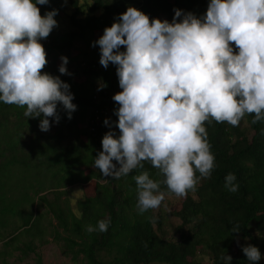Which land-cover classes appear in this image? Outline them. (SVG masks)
<instances>
[{
	"label": "trees",
	"instance_id": "trees-1",
	"mask_svg": "<svg viewBox=\"0 0 264 264\" xmlns=\"http://www.w3.org/2000/svg\"><path fill=\"white\" fill-rule=\"evenodd\" d=\"M207 5L208 0H69L68 5L64 0H49L37 5L41 15L52 9L58 10L56 20L67 15L63 32L54 27L41 40L47 59L41 71L67 82L77 107L69 119L58 104L59 122L49 117L50 128L42 131L39 122L43 114L26 118L24 108L0 103V239L7 235L8 246L12 243L15 252L23 256L34 253L41 264L38 248L49 242L44 238L48 230L53 240L64 242L72 259L82 256L84 264H199L200 254H208L212 264H224V254L232 257L231 264H249L242 251L248 244L258 247L263 257L264 121L252 123L253 114H246L236 127L205 122L215 167L209 178H200L195 190L182 197L173 212L179 223L172 236L165 231L164 214L154 209L139 214L136 208L133 177L147 171L150 178L162 181L158 169L144 162L143 169L114 179L103 178L93 167L109 126L103 120L90 131L89 121L100 109L108 111L111 122L118 120L114 113L118 105L112 97L120 88L116 66L110 62L104 68L99 63L100 49L93 42L129 6L143 11L150 20L171 22L174 9L200 16ZM78 43L84 47L78 48ZM78 49L79 53L73 54L72 50ZM62 56L68 58L66 68L71 75L58 71ZM20 171L27 181L16 189L34 190V199L28 193L9 190L11 177L18 181ZM228 173L236 176L235 193L224 187ZM84 184L91 186L88 195ZM75 185H80L82 194L71 202L68 194ZM160 190L172 194L163 183ZM7 215L12 222L23 221L11 225L7 220L6 232ZM106 217L111 218L106 232L86 231L88 225L96 226ZM235 225L240 227L238 233L231 232ZM24 235L29 242L21 241ZM36 236L41 237L39 247L34 242ZM262 257L256 264H262Z\"/></svg>",
	"mask_w": 264,
	"mask_h": 264
},
{
	"label": "clouds",
	"instance_id": "clouds-1",
	"mask_svg": "<svg viewBox=\"0 0 264 264\" xmlns=\"http://www.w3.org/2000/svg\"><path fill=\"white\" fill-rule=\"evenodd\" d=\"M48 3L0 0V103L24 108L26 118L43 114L42 131L49 130V117L59 122L58 104L69 119L77 107L70 85L41 71L47 64L41 40L58 23L57 9L40 14L37 5ZM93 45L99 46L104 68L110 62L116 66L121 89L112 97L118 120H104L110 130L93 167L103 178L119 179L148 162L163 176L153 180L143 171L133 177L139 214L161 206V183L186 197L200 178L211 176L215 157L205 122L236 127L246 114H253L254 124L264 121V0H208L203 15L177 8L171 22L150 20L129 6ZM67 62L62 56L59 73L71 75ZM224 179V187L235 193V174ZM110 223L106 217L86 231L106 232ZM239 231V225L231 230ZM242 251L249 264L262 257L251 244ZM222 259L231 264L230 255Z\"/></svg>",
	"mask_w": 264,
	"mask_h": 264
},
{
	"label": "rangeland",
	"instance_id": "rangeland-1",
	"mask_svg": "<svg viewBox=\"0 0 264 264\" xmlns=\"http://www.w3.org/2000/svg\"><path fill=\"white\" fill-rule=\"evenodd\" d=\"M67 5L69 0H64ZM80 2L82 0H79ZM71 11V9L67 8V12L69 13ZM165 18H161V20H163ZM57 26H56V31L61 33L63 32L66 28H67V15H63L62 14V18L57 20ZM78 48H83V44L78 43ZM73 54H76L77 52L79 53V49L77 50H72ZM77 53V54H78ZM82 57H79V61L81 60ZM74 66V63L70 65V69ZM121 91V89L119 88L117 92ZM7 162L9 163L10 167L9 169H12V164L10 163V159L6 157ZM2 161V159H0V162ZM20 173V178L18 181H14L15 179L11 177V181H10V189L13 192H21V193H28L29 196L31 198L34 199V190L29 189L28 187L26 188H19L18 190L16 189L17 187H19L20 185H24L26 183V177L25 174L22 173L21 171ZM73 188V191L71 193L68 194V198L71 202H74L77 197H79L82 194V189L80 188V185H75L73 187H71V190ZM83 189H86V194H89V190L91 189L90 184H84ZM182 197H177L174 194L171 195H165V199L164 201H162V204L160 207H158L157 209H154L155 213H162L165 215V231L167 233L168 236H172L173 235V227L175 225H177L179 223V220L173 215V212L175 210L178 209L179 204L181 202ZM13 205V201L11 203H9V206L11 207ZM27 207V206H26ZM42 207V206H41ZM40 212L42 211V213H44V209L43 208H39ZM7 220H9L11 222V225H13L14 223L17 224H21V221H23L21 219V221L19 219H17L16 221L12 222V217L9 215L6 216ZM48 221V218L46 220H44L43 224H46ZM53 224H56V221L53 220L52 221ZM54 227V226H53ZM59 231H61V229H59ZM41 237L40 236H36L34 239V242L36 245H38V241ZM44 238H46L49 242L38 248L39 252H40V263L41 264H84V261L82 259V256H79L77 259H72V255L66 253L65 248H64V242L62 240H53V237H51V235L48 233V230L46 232V234L44 235ZM21 241L22 242H29V239L24 235L21 237ZM39 247V245H38ZM13 263L12 264H38V260L36 258V255L34 253H29L27 256H23L22 254H20L19 252H15L14 251V255H13ZM209 255L208 254H200L199 255V264H212V261L209 259ZM262 264H264V253H263V257H262Z\"/></svg>",
	"mask_w": 264,
	"mask_h": 264
},
{
	"label": "crops",
	"instance_id": "crops-1",
	"mask_svg": "<svg viewBox=\"0 0 264 264\" xmlns=\"http://www.w3.org/2000/svg\"><path fill=\"white\" fill-rule=\"evenodd\" d=\"M7 232V218H6V229ZM8 236L5 235L0 239V264H12L13 263V255H14V247L13 244L10 243L8 246ZM5 243V245H4Z\"/></svg>",
	"mask_w": 264,
	"mask_h": 264
},
{
	"label": "built area",
	"instance_id": "built-area-1",
	"mask_svg": "<svg viewBox=\"0 0 264 264\" xmlns=\"http://www.w3.org/2000/svg\"><path fill=\"white\" fill-rule=\"evenodd\" d=\"M106 118H109V113L107 110L100 109V110H95V113L93 114V119L89 121V130L93 131L97 128V125L99 126L103 120ZM111 122V120H110ZM110 130V128H109ZM111 130L115 131L117 134L119 133V129L114 126V124L111 125Z\"/></svg>",
	"mask_w": 264,
	"mask_h": 264
}]
</instances>
